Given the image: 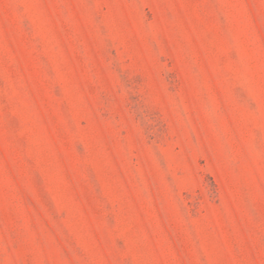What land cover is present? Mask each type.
Instances as JSON below:
<instances>
[{
    "label": "rangeland",
    "instance_id": "374dc122",
    "mask_svg": "<svg viewBox=\"0 0 264 264\" xmlns=\"http://www.w3.org/2000/svg\"><path fill=\"white\" fill-rule=\"evenodd\" d=\"M0 264H264V0H0Z\"/></svg>",
    "mask_w": 264,
    "mask_h": 264
}]
</instances>
